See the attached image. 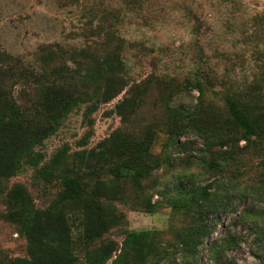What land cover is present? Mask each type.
<instances>
[{
    "label": "rangeland",
    "instance_id": "rangeland-1",
    "mask_svg": "<svg viewBox=\"0 0 264 264\" xmlns=\"http://www.w3.org/2000/svg\"><path fill=\"white\" fill-rule=\"evenodd\" d=\"M107 10L116 14L107 18L102 14ZM118 37L129 45L143 44L122 49L127 86L147 79L157 83L145 95L141 111L145 119L160 118L166 106H176L186 115L201 98L196 80L203 97L222 101L228 96L248 98L249 86L263 85L264 0H0L3 52L38 64L44 59L38 53L41 47L58 48L56 56L44 64L45 78L54 77L59 68L71 70L72 60L81 69L86 61L88 69L93 68L90 54L111 53ZM171 79L180 88L173 96ZM123 98L124 92L106 103L72 107L58 129L35 148L39 167L49 164L61 150L73 155L93 149L121 129L117 105ZM222 110L221 117L228 118L226 109ZM163 125L152 151L168 164L154 169L145 184L148 190L139 192L149 199V209L136 206L137 191L125 184L120 191L126 200L113 204L121 221L100 240H88L78 203L77 207L64 205L76 264H215L217 260L260 264L264 257L263 157L241 139L239 128L236 135L235 130L228 134L227 145H216L211 152L204 136L193 132L172 143ZM34 174L35 169L25 165L4 183L5 191H12L8 198L0 197V264L28 258L21 220L30 208L48 206L60 190L57 181L43 188ZM181 182L186 189L210 186L209 203H219L217 217L207 221L213 231L192 255L182 237L194 211L187 204L185 209L171 208L175 198L182 199L175 195V185ZM10 206L8 216L5 211ZM124 232L152 235V241H122ZM113 241L118 244L116 251L110 257L102 255L101 250L112 247Z\"/></svg>",
    "mask_w": 264,
    "mask_h": 264
},
{
    "label": "trees",
    "instance_id": "trees-1",
    "mask_svg": "<svg viewBox=\"0 0 264 264\" xmlns=\"http://www.w3.org/2000/svg\"><path fill=\"white\" fill-rule=\"evenodd\" d=\"M107 11L102 13L107 18L116 14ZM116 42L117 48L111 53L90 54L93 56L90 61L93 68L88 69L86 61L81 69V64L72 60L71 70L59 68L52 78H45L43 73L46 72L44 64L56 56L58 48L54 45L38 50L44 57L38 64H29L21 58L9 56L0 47V197L8 198L12 190L5 191L4 183L25 165L35 169L34 180L42 183L43 188L56 181L60 183L56 199L48 206L30 208L25 212L21 223L28 258L17 260L14 264H76L71 249L66 203H73L75 207L78 203L88 240H100L121 221L122 216L118 215L119 210L113 204L126 200L120 191L125 184L132 191H137L133 197L136 206L142 208L148 205L149 209V199L141 197L139 192L146 188L145 184L154 169L168 164L152 151L157 135L162 133V122L166 131L164 134L172 143L177 144L179 137L193 132L204 136V142L211 152L216 145H227L228 134L235 130L236 135L235 128H239L243 131L241 139L264 160V76L263 85L255 83L249 86L246 91L249 97L241 100L229 96L223 101L205 98L200 81L196 80L195 89L201 98L186 115L176 106H166L160 113L161 117L156 118L157 121L145 119L141 116L147 100L145 95L155 89L157 83L147 79L128 87L125 64L121 58L122 49L127 45L143 47V44L129 45L121 37ZM173 82L169 80L172 96L180 91ZM122 92L124 98L117 105L123 125L121 129L93 149L73 155L61 150L49 164L39 167L40 156L35 148L58 129L72 107L86 102L93 105L106 103ZM222 108L226 109V119L221 117ZM206 134L212 138L206 139ZM189 165L194 167L191 162ZM186 188L182 182L175 185V195L182 199L177 201L175 198L171 208L185 209L187 204L186 207L194 211L182 237V243L192 255L214 229L207 224L208 219L217 217L220 210L219 203H209L213 196L208 190L210 186ZM10 210L11 206L5 211L8 216L12 215ZM121 236L122 241L135 238L152 241V235L148 237L146 234L124 232ZM109 246L112 247L101 250L102 255L110 257L118 244L113 241ZM219 262L217 260L215 264ZM260 264H264V257Z\"/></svg>",
    "mask_w": 264,
    "mask_h": 264
}]
</instances>
